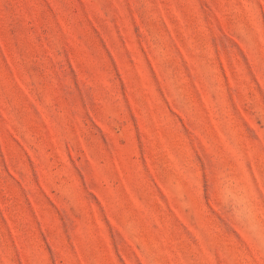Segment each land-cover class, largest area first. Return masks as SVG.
<instances>
[{"label": "rangeland", "instance_id": "rangeland-1", "mask_svg": "<svg viewBox=\"0 0 264 264\" xmlns=\"http://www.w3.org/2000/svg\"><path fill=\"white\" fill-rule=\"evenodd\" d=\"M0 264H264V0H0Z\"/></svg>", "mask_w": 264, "mask_h": 264}]
</instances>
